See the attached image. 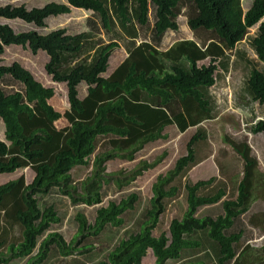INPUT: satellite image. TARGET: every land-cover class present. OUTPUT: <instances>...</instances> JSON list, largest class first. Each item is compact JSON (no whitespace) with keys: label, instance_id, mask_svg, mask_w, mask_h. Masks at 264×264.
<instances>
[{"label":"trees","instance_id":"16d2710c","mask_svg":"<svg viewBox=\"0 0 264 264\" xmlns=\"http://www.w3.org/2000/svg\"><path fill=\"white\" fill-rule=\"evenodd\" d=\"M189 1L199 12L189 20L191 29L213 31L219 38L203 48L191 40L180 41L167 51H160L153 42L139 43L140 27L152 17L155 42L161 43L167 31L179 30L180 0H65L32 9L0 6V19L20 20L37 29L47 27L52 17L71 13L72 8L92 11L100 28L117 38L102 45L91 31L15 32L9 24L0 23V55L9 46H21L33 55L45 52L49 57L46 72L53 82L65 84L69 107L64 115L55 111L49 104L55 89L45 87L20 63L0 65V79L8 76L23 87L6 93L7 86H0V125L5 139L0 141V174L27 167L34 172L30 182L22 173L0 184V264L27 257L28 264H41L53 247L63 256L72 255L79 251L75 245L82 239L96 237L109 226L122 227L125 215L140 200L137 192L98 207L92 223L77 213V235L69 243L58 233H49L40 242L61 220L54 206L42 209L37 196L58 187L73 205H100L104 185L114 182L122 188L131 184L164 155L152 161L141 159L130 171L108 172L107 161L136 159L147 145L166 139V130L173 126L181 134L197 129L187 143V153L153 183V197L140 230L96 264H142L149 250L155 264H264V246L257 256L250 255L249 245L237 252L243 232L227 234L235 220L250 210L257 185L264 182L250 145L229 140L244 162L234 199L227 198L226 185H219L216 177L183 182L188 170L205 157L199 155L207 140L200 125L212 120L216 112V97L210 89L221 71L230 72L242 60L245 75L240 101L246 107L264 106V22L254 34L249 31L264 18V0H253L247 11L244 0ZM121 42L128 43L129 57L105 78ZM243 42H248L254 59L247 48H239ZM229 51L237 56L233 58ZM82 83L86 96L80 100L78 86ZM62 119L68 127L60 130L56 124ZM250 132L264 133V119L252 125ZM80 165L91 169L75 181L71 170ZM182 189L187 201L183 217L173 219L167 232L154 236L168 202L178 198ZM217 204H222L221 215L197 216L200 208ZM14 228L20 234L9 241L7 231ZM205 249L207 253H198Z\"/></svg>","mask_w":264,"mask_h":264},{"label":"rangeland","instance_id":"374dc122","mask_svg":"<svg viewBox=\"0 0 264 264\" xmlns=\"http://www.w3.org/2000/svg\"><path fill=\"white\" fill-rule=\"evenodd\" d=\"M50 2L65 3V0H13L0 1V6L7 4L12 6L25 5L28 9L43 7ZM253 0H244L243 6L247 11L250 9ZM180 10L176 21L179 25L178 31H168L161 38V44H157L156 31L154 28L153 18L150 22L140 27L141 42H153L160 51H167L174 44L180 41L191 40L196 42L200 48H203L209 42L216 41L219 38L215 32L203 28L193 31L189 26V20L198 16V9L189 0H180ZM178 13V11H177ZM264 18L252 27L250 35L254 34ZM0 23L9 24L15 32L28 31L31 29L38 30L42 34H48L58 29H65L68 34H78L91 31L96 35V41L99 44L106 45L113 42L115 36L100 28L99 19L92 11L72 8L71 13L58 17H52L47 20V27L37 29L33 25H28L20 20L0 19ZM217 37V38H216ZM208 38V39H207ZM201 40H205V45ZM159 40V37H158ZM219 41V40H217ZM121 48L115 50L110 58L108 71L103 77L111 76L115 69L129 57L128 43L121 42ZM239 48H247L249 57L255 58L253 51L248 48V42H243ZM235 58L234 51L228 52ZM13 62L20 63L24 68L31 71L35 78L47 88L55 89V96L49 104L58 113L64 115L69 109L67 103V89L63 83H55L52 77L46 72L45 66L49 62V57L45 52L40 51L38 55H33L29 50L21 46L6 47L4 53L0 55V65L8 66ZM205 62H200L204 64ZM234 68V67H233ZM112 73V74H111ZM245 75L244 62H237L234 69L225 73L223 71L218 75L217 83L210 89L212 95H215L217 101L216 112L213 113L212 120L203 122L200 127L206 132L207 140L199 148V155L205 156L198 164L191 167L183 182L186 180L198 181L211 177H216L218 184L223 182L227 188V198L234 199L239 180L243 173L244 162L237 153H235L229 144V140L236 143H248L252 150V155L259 161V168L264 173V133L253 134L250 132L252 125L264 119V106L255 104L253 107L242 105L239 95ZM0 86H7L6 93L23 90L21 84L14 83L8 76L0 79ZM80 96L85 94V87H80ZM58 129H64L66 123L64 119L56 124ZM197 132V129H190L185 134L179 133L178 129L173 126L169 127L165 134L167 138L147 145L137 154L136 159H110L107 161V171L114 172L120 170H132L141 159L154 160L164 155V159L155 167L145 171L131 184L120 187L114 182L106 184L102 188V203L97 206L88 207L83 204L73 205L69 199L64 196L58 187H54L47 194H38L37 198L41 208L54 206L60 217L58 224L52 225L40 242L46 238L49 233H58L69 243L77 235L78 222L75 220L77 213H82L89 223H92L95 217V211L100 206H107L110 202L121 201L132 192L139 194L140 200L132 211L125 215V224L122 227L109 226L96 237H87L75 245L79 251L72 255L63 256L56 247H53L48 258L41 264H96L105 260L109 253L119 246L122 240L130 238L132 234L140 230L144 221V215L149 207L150 200L153 197V183L158 175L166 173L171 169L176 160L187 153V143L190 138ZM4 127L0 125V141H4ZM93 158V156L91 157ZM90 166H76L71 170V177L78 181L89 174ZM24 173L27 182L33 179L34 172L30 167L17 169L13 173L0 174V184L17 177ZM255 199L250 210L237 218L227 234L243 232L240 244L236 247L237 252L246 245L251 247L250 255L257 256L262 252L264 246V182L257 185ZM225 199V198H224ZM187 208L186 191L182 189L180 196L175 200L168 202L166 212L161 217L159 230L154 231V236L167 232L170 222L175 218H182ZM223 213L222 204L206 206L199 209L198 217L211 216L216 218ZM8 240L11 241L20 234L18 228L7 231ZM5 237V236H4ZM42 239V240H41ZM207 253V249L198 253ZM37 251L35 252V254ZM29 258L12 260L7 264H28ZM156 258L151 250L148 251L142 264H155ZM172 264V263H170ZM206 264H213L208 261Z\"/></svg>","mask_w":264,"mask_h":264},{"label":"crops","instance_id":"0c3cea01","mask_svg":"<svg viewBox=\"0 0 264 264\" xmlns=\"http://www.w3.org/2000/svg\"><path fill=\"white\" fill-rule=\"evenodd\" d=\"M169 31H172V30H169ZM167 32H168V31H167ZM207 39H208V38H207ZM199 41H202V44L205 45L204 42H206V39H205V40H201V39H199ZM205 46H206V45H205ZM115 70H117V69H115ZM115 70H114V71H115ZM114 71H113V72H114ZM113 72H112V73H113ZM112 73H111V74H112ZM80 87H85V94H83V95H81V96H80V90H79ZM78 96H79V99H80V100H83L84 97L86 96V86H85L83 83H82V84H79V86H78ZM67 111H68V110H67ZM65 123H66V127H68L67 122H65ZM66 127H64V128H66ZM60 130H61V129H60ZM144 259H145V258H144ZM144 259H143V261H144ZM143 261H142V263H143Z\"/></svg>","mask_w":264,"mask_h":264},{"label":"clouds","instance_id":"9594fccd","mask_svg":"<svg viewBox=\"0 0 264 264\" xmlns=\"http://www.w3.org/2000/svg\"><path fill=\"white\" fill-rule=\"evenodd\" d=\"M68 125V124H67Z\"/></svg>","mask_w":264,"mask_h":264}]
</instances>
